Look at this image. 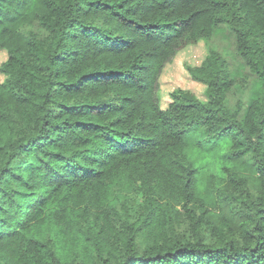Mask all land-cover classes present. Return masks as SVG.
<instances>
[{"label": "trees", "instance_id": "16d2710c", "mask_svg": "<svg viewBox=\"0 0 264 264\" xmlns=\"http://www.w3.org/2000/svg\"><path fill=\"white\" fill-rule=\"evenodd\" d=\"M0 49V264H264V0H0Z\"/></svg>", "mask_w": 264, "mask_h": 264}, {"label": "rangeland", "instance_id": "374dc122", "mask_svg": "<svg viewBox=\"0 0 264 264\" xmlns=\"http://www.w3.org/2000/svg\"><path fill=\"white\" fill-rule=\"evenodd\" d=\"M226 60L231 75L236 80L235 86L230 96L229 104L232 105L236 98H239L244 105L259 94L260 85L257 78L248 70L242 60L235 53L234 34L223 26L216 30L210 41ZM207 45L200 41L197 44L189 45L181 49L172 62L165 65L160 78V103L166 107L170 101V93L174 89L183 87L192 90L200 98H204V85L193 80L186 70V65H195L200 62L206 53ZM7 57L6 52L0 49V63ZM3 75L0 73V80Z\"/></svg>", "mask_w": 264, "mask_h": 264}]
</instances>
